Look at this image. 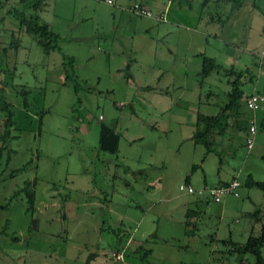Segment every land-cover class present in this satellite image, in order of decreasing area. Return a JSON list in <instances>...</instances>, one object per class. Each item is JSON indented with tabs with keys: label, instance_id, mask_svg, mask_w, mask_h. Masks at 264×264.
<instances>
[{
	"label": "rangeland",
	"instance_id": "obj_1",
	"mask_svg": "<svg viewBox=\"0 0 264 264\" xmlns=\"http://www.w3.org/2000/svg\"><path fill=\"white\" fill-rule=\"evenodd\" d=\"M178 1H189L191 13L176 17L195 25L200 1ZM217 1L206 2L203 16L219 34L193 36L201 52L190 57L171 43L173 62L139 52L142 61L132 63L129 52L121 66L118 45H107L91 20H52L63 38L45 51L20 18L49 11L0 0V105L12 120L5 127L0 110V264H82L89 252L88 264H254L236 246L264 222V189L246 183L264 180V108L245 105L252 90L264 91V0H239L235 13ZM219 37L234 39V51ZM202 56L220 69L200 79ZM231 70H245L234 101ZM210 115L217 123L204 145ZM99 122L118 134L114 153L97 148ZM231 178L236 194L218 202L179 189ZM23 186L34 192L32 211L16 191ZM260 255L264 264V242Z\"/></svg>",
	"mask_w": 264,
	"mask_h": 264
},
{
	"label": "crops",
	"instance_id": "obj_2",
	"mask_svg": "<svg viewBox=\"0 0 264 264\" xmlns=\"http://www.w3.org/2000/svg\"><path fill=\"white\" fill-rule=\"evenodd\" d=\"M199 1L201 9L196 15L195 25H192L176 17L178 12H182L181 10L191 13L189 1L186 2L185 6H180L178 0H114L111 5L105 4L100 0H29L34 8L49 11V15H46L45 19L38 18L36 14H34V17L37 21L44 23L46 27L55 34V40L63 37L53 28L52 20L60 22L62 26H67L69 22H72V19H74V21L77 20V23H83L86 19L94 22V24L100 28V38H104L105 36L109 39L107 45L111 46L115 43L118 45L119 48H117V50L120 54L118 64L121 66L127 65L129 56L125 54H129V52L134 54V56L131 57L132 63L142 61V56L138 55L139 52L151 55L155 54L162 60H164V54H168V59L166 58L165 61L169 63L170 60L172 61L170 55L172 48H174L171 43L174 45L179 44L182 47V53H187L190 49V57H193L197 52H201L199 47H196L195 50L191 48L193 46L194 33L196 32V35L199 34L204 37L205 35L209 36V34L213 32L212 35L216 36L219 33L215 31L219 26L217 25L218 27L209 28L208 25L213 22V17L211 14H208V11H206L208 16H203V8L208 0ZM223 1L228 3V12L234 10L233 13H235L238 9L236 5L231 7V0ZM217 2H219V0ZM134 3H138L140 6L147 8L150 11V15L146 16L131 11L130 7ZM239 3L241 2L238 0V6L240 5ZM106 5L109 9L105 8ZM160 13H163V19L157 17ZM214 14L218 17L217 15L222 14V12L215 10ZM218 20L222 21L219 17ZM198 22H201L199 27ZM202 22L204 24H202ZM166 36L170 39H174L165 41L162 46L160 40ZM177 37L182 39L179 43H175ZM71 38H81V36L73 35ZM219 39L223 45L232 47V51H234V39L228 37H219ZM157 42L158 44H156ZM186 57V54L182 55V63L186 62ZM163 64L164 63L159 66ZM261 94L264 95V91L261 92ZM262 106L264 108V101ZM253 121L256 126L254 119ZM225 182H227V180L218 181L217 184ZM91 259H93V257Z\"/></svg>",
	"mask_w": 264,
	"mask_h": 264
},
{
	"label": "trees",
	"instance_id": "obj_3",
	"mask_svg": "<svg viewBox=\"0 0 264 264\" xmlns=\"http://www.w3.org/2000/svg\"><path fill=\"white\" fill-rule=\"evenodd\" d=\"M38 1V0H33ZM238 0H231V7L237 5ZM22 21H24V31L26 33H30L35 37V40L43 47L45 51H48L55 47V34L49 30L46 25L33 17H21ZM220 65L213 62L212 58L207 56L201 57V65L198 71L199 78L202 79L204 76L208 75L211 70H219ZM226 69L224 68V71ZM228 71V70H226ZM245 70H239L233 72L234 78L232 80H227L228 84H230V90L227 94L230 96L231 100H235L240 96L241 90L238 88L240 83V76L244 74ZM228 73V72H227ZM0 110H4L5 116V127H9L12 123L11 120V111L8 108L7 103L4 101L2 105H0ZM217 123V115L205 116V126L202 132V136L200 137L201 142L204 145H207V139L205 134L209 132V130L216 125ZM118 143V134L114 131V129L103 123L99 122L98 124V133H97V148L99 150L114 153L117 150ZM3 146L0 145V158L2 154ZM226 183V182H225ZM247 184L254 185L261 189H264V180H246ZM220 184V183H219ZM24 190L25 203L26 206L24 208L25 211H32L33 209V201H34V192L31 189H27V187L23 186L16 191ZM264 242V222L260 224L259 231L256 235L249 234L245 241L236 246V248L240 251L249 252L254 257V264H262V257L260 255V246ZM235 248V247H234Z\"/></svg>",
	"mask_w": 264,
	"mask_h": 264
},
{
	"label": "built area",
	"instance_id": "obj_4",
	"mask_svg": "<svg viewBox=\"0 0 264 264\" xmlns=\"http://www.w3.org/2000/svg\"><path fill=\"white\" fill-rule=\"evenodd\" d=\"M101 1L108 5H111L114 2V0H101ZM130 10L138 14H142L146 16L150 15V11L147 8L140 6L138 3H134L130 7ZM157 17L163 19V13H160ZM263 101H264V95L252 90L245 98V105L249 110L253 111L254 109L258 108L259 104ZM255 130H256L255 124L253 122V119H251L248 123V132L250 133V135L245 138V146L247 148L251 146L252 138H253V134L255 133ZM238 184L239 183L235 178H231L226 183L216 184L211 187H207L206 185H203L201 188H197L194 190L191 188L189 184H186L185 186L179 185V189H185L189 193L195 192L197 194L205 192L211 197L213 201L218 202L224 194L227 193L236 194L234 192V189L236 186H238Z\"/></svg>",
	"mask_w": 264,
	"mask_h": 264
},
{
	"label": "water",
	"instance_id": "obj_5",
	"mask_svg": "<svg viewBox=\"0 0 264 264\" xmlns=\"http://www.w3.org/2000/svg\"><path fill=\"white\" fill-rule=\"evenodd\" d=\"M224 51H225L226 53H230V52L232 51V47H230V46L227 45V46H225ZM93 256H94V252H89V253L87 254V256L85 257V259H84V261H83L82 264H87L88 261H89Z\"/></svg>",
	"mask_w": 264,
	"mask_h": 264
}]
</instances>
